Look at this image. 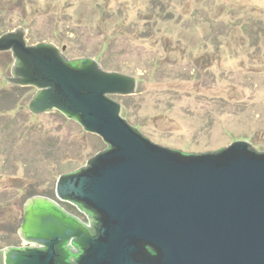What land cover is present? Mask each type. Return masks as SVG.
Instances as JSON below:
<instances>
[{
	"label": "rangeland",
	"instance_id": "1",
	"mask_svg": "<svg viewBox=\"0 0 264 264\" xmlns=\"http://www.w3.org/2000/svg\"><path fill=\"white\" fill-rule=\"evenodd\" d=\"M0 24L134 77L133 95L110 98L161 147L200 154L245 141L264 152V0H0ZM12 65L0 52V250L24 245L29 199L55 200L58 178L106 148L57 111L31 114L36 89L3 80Z\"/></svg>",
	"mask_w": 264,
	"mask_h": 264
},
{
	"label": "water",
	"instance_id": "2",
	"mask_svg": "<svg viewBox=\"0 0 264 264\" xmlns=\"http://www.w3.org/2000/svg\"><path fill=\"white\" fill-rule=\"evenodd\" d=\"M25 36L20 27L0 35L13 58L3 80L36 89L31 114L57 111L106 148L58 178L57 201L23 205L25 246L0 250V264H264V152L245 141L200 154L161 147L110 98L133 95L134 77Z\"/></svg>",
	"mask_w": 264,
	"mask_h": 264
},
{
	"label": "flooded vegetation",
	"instance_id": "3",
	"mask_svg": "<svg viewBox=\"0 0 264 264\" xmlns=\"http://www.w3.org/2000/svg\"><path fill=\"white\" fill-rule=\"evenodd\" d=\"M43 197H45V196H43ZM46 198H48V197H46ZM49 199H51V200H53L52 198H49ZM56 201V200H55ZM60 203H65V202H60ZM59 203V204H60ZM69 204V203H68ZM61 205V204H60ZM70 206H71V210L73 211V212H70V211H68L65 207H63L62 205V207L65 209V211H67L69 214H71V215H73V216H75V217H77V218H79V220L81 221V222H83L84 224H86V225H89V223H90V219H89V216H87V214L86 213H84V212H82V211H80L79 210V208L77 207V206H75V205H71V204H69ZM25 245H21V246H10V247H16V248H19V247H24ZM72 249V247L71 246H69V249Z\"/></svg>",
	"mask_w": 264,
	"mask_h": 264
},
{
	"label": "trees",
	"instance_id": "4",
	"mask_svg": "<svg viewBox=\"0 0 264 264\" xmlns=\"http://www.w3.org/2000/svg\"><path fill=\"white\" fill-rule=\"evenodd\" d=\"M3 29V27L1 26V24H0V31L1 32H6V31H4V30H2ZM54 198V197H53ZM52 198V199H53ZM55 200H56V198H55ZM57 201V200H56ZM60 203V202H59ZM61 205H66V206H68V207H65L68 211H70V212H73L72 210H71V206L69 205V204H65V203H60Z\"/></svg>",
	"mask_w": 264,
	"mask_h": 264
}]
</instances>
